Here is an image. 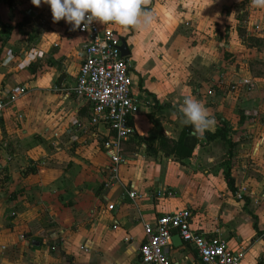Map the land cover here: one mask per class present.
Segmentation results:
<instances>
[{"label": "crops", "instance_id": "obj_1", "mask_svg": "<svg viewBox=\"0 0 264 264\" xmlns=\"http://www.w3.org/2000/svg\"><path fill=\"white\" fill-rule=\"evenodd\" d=\"M147 8L146 30L126 36L109 24L129 46L139 110L126 164L105 187L107 130L91 124V105L71 91L85 35L53 23L46 4L0 0V96L27 88L0 116V264H143V225L185 208L195 230L220 228L229 249L244 253L241 264H264V70H254L264 62V8L251 0H151ZM244 79L255 88L238 85ZM189 96L216 125L203 137L190 131L198 141L181 158L179 138L192 126L179 108ZM219 129L233 144L235 193L224 177L226 143L206 136ZM129 186L147 197L130 200ZM164 252L171 264H202L178 239Z\"/></svg>", "mask_w": 264, "mask_h": 264}, {"label": "built area", "instance_id": "obj_2", "mask_svg": "<svg viewBox=\"0 0 264 264\" xmlns=\"http://www.w3.org/2000/svg\"><path fill=\"white\" fill-rule=\"evenodd\" d=\"M77 31L85 35L86 48L71 91L91 105V124L107 130L108 135L101 145L109 158V180L105 187H110L117 183L119 168L126 164L123 146L133 135L131 123L138 113L139 102L132 93L130 65L128 59L121 55V37L117 32L109 24L95 22L87 30L82 25ZM238 85L247 90L255 88V83L249 79L242 80ZM53 91L60 92L62 89L55 86ZM26 93L27 88L18 85L10 89L5 97L0 96V116ZM124 193L130 200L147 197L131 186L125 188ZM160 194L158 191L157 196ZM235 198L242 200L243 192H237ZM192 218V211L185 208L159 217L153 225L144 224L145 241L139 249L141 262L171 264L164 250L171 245L172 236L176 233L183 243L197 252L202 264H241L244 253L229 249L220 228L214 229L210 235L199 232L192 227Z\"/></svg>", "mask_w": 264, "mask_h": 264}, {"label": "clouds", "instance_id": "obj_3", "mask_svg": "<svg viewBox=\"0 0 264 264\" xmlns=\"http://www.w3.org/2000/svg\"><path fill=\"white\" fill-rule=\"evenodd\" d=\"M31 3L36 7L42 3L48 5L53 23L64 20L72 25V31L80 29L82 25L87 30L94 22L115 24L124 31H142L154 21L152 11L147 8L151 0H31ZM251 5L264 8V0H251ZM179 114L181 123L192 126L193 134L198 137H203L216 125L215 118H210L205 105L191 96L184 98Z\"/></svg>", "mask_w": 264, "mask_h": 264}, {"label": "trees", "instance_id": "obj_4", "mask_svg": "<svg viewBox=\"0 0 264 264\" xmlns=\"http://www.w3.org/2000/svg\"><path fill=\"white\" fill-rule=\"evenodd\" d=\"M13 30L12 27H8L6 29V34H9ZM190 131H193L192 127L187 128V132H185V135L182 134L178 141V146L176 150V155L181 158H189L192 155V152L197 144V137H190L188 133ZM206 136L208 139L214 140L217 138H220L223 140L228 148L226 160L224 161L225 166V174L224 177L226 179L227 185L232 193L236 192V189L234 187V180L230 176V160L232 156V148L233 144L229 142V140L226 138V135L223 133L222 129H219L215 131L214 133H206Z\"/></svg>", "mask_w": 264, "mask_h": 264}, {"label": "water", "instance_id": "obj_5", "mask_svg": "<svg viewBox=\"0 0 264 264\" xmlns=\"http://www.w3.org/2000/svg\"><path fill=\"white\" fill-rule=\"evenodd\" d=\"M119 49H120L122 57L125 58V59H129V57H130V51L129 50L130 49H129V46L127 45V43H126L125 38H121V45H120ZM177 239L181 241V239L179 238L178 235L176 236V239H174L172 237V241H176Z\"/></svg>", "mask_w": 264, "mask_h": 264}, {"label": "rangeland", "instance_id": "obj_6", "mask_svg": "<svg viewBox=\"0 0 264 264\" xmlns=\"http://www.w3.org/2000/svg\"><path fill=\"white\" fill-rule=\"evenodd\" d=\"M238 6H236V8H237ZM238 9V8H237ZM237 20L240 22L241 20H239V18H237ZM120 30H122V33H123V35H129V31H124L123 29H120ZM241 34V33H240ZM257 69H263L264 70V62H261V65H259V64H256L255 63V66H254V70L256 71ZM227 132V131H226Z\"/></svg>", "mask_w": 264, "mask_h": 264}]
</instances>
